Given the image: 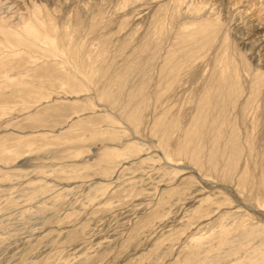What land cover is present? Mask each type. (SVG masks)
I'll return each mask as SVG.
<instances>
[{"label":"rangeland","instance_id":"obj_1","mask_svg":"<svg viewBox=\"0 0 264 264\" xmlns=\"http://www.w3.org/2000/svg\"><path fill=\"white\" fill-rule=\"evenodd\" d=\"M137 53L140 70L103 98ZM221 74L220 133L207 125L201 152L186 149ZM258 78L264 0H0V264H210L247 229L214 263L264 264Z\"/></svg>","mask_w":264,"mask_h":264},{"label":"bare ground","instance_id":"obj_2","mask_svg":"<svg viewBox=\"0 0 264 264\" xmlns=\"http://www.w3.org/2000/svg\"><path fill=\"white\" fill-rule=\"evenodd\" d=\"M28 25H30V24H28ZM24 28H25V26H24ZM29 29H28V32H29ZM202 31H204V30H202ZM170 54L171 55H168V57L165 59V68H168L174 62V60L176 58V57H173V56H175V52H173V53L170 52ZM139 55L140 54L137 53L135 55V57L132 59V64H131L130 68L128 67V69H124V70L120 71V74L117 77L118 79L111 77V78H114V80H108V82L105 84L104 90L101 94V96L103 98H105L106 100L107 99L111 100V99H117V97L121 95V92H123L122 90H124L123 89L124 85L126 84V82H128V78L130 75L129 73L134 72L135 70L139 69L140 56H141V55L140 56ZM150 56H152V54ZM227 78L228 77L225 76V74L224 75L221 74L217 78L216 92L214 91L215 92L214 94L207 92L201 98L200 104H199V110H198L197 117H196V122L192 127L190 126V128L188 129L187 134H186L187 135L186 149H195L196 151H198L197 153L201 152V150H200L201 149V141H203L202 139H203V137H205V132H206L208 126L209 127L212 126L213 129L215 130L216 134L220 133L221 125H222V118L220 116L221 114L215 113L216 115L213 116L212 112L214 110L220 111L223 107V101H224L223 91H225L224 88L228 85V79ZM262 80H263L262 78H258V79L253 80V90H255V88H257L258 86L262 85ZM148 81H149V76L144 75L142 80L140 82H138V84L128 94V97L130 99H133V100L135 98L137 99L138 96L140 97V99L137 102L138 104L136 103V108L134 110L135 112L137 111V108L138 107L141 108V105L145 102L144 99L146 97V87L148 86L147 85ZM259 89L260 88L258 87V90ZM216 111H214V112H216ZM128 118L131 120H135L137 118V114L129 113ZM186 149L184 147V148L180 149L178 152L180 154H185ZM239 149L240 148H238L237 144L232 139L227 143V146L225 149V154L227 157L226 158V167H225L226 169L229 170L231 165L233 163H236L235 161H237L236 157L238 155ZM196 156H197V154H196ZM196 160H197V158H196ZM210 161L211 162L216 161V152L211 153ZM260 231H262V230H260ZM254 232H256V231H254V230L250 231L247 229V230H239L237 233H235L234 238L232 239L233 244H231V246L226 247L225 250L223 251L225 256L230 255V254L238 251L245 243H247L248 241H250L252 239V237L254 236L253 235ZM257 232H259V230ZM253 238H255V237H253ZM259 242H260V247H259L258 252L256 254V260L259 262H262V261H264V240L262 239V241H259ZM222 254L217 252L211 256L206 257V259L211 264V263L217 262V260L220 257L222 258ZM193 264H198V263H193Z\"/></svg>","mask_w":264,"mask_h":264}]
</instances>
